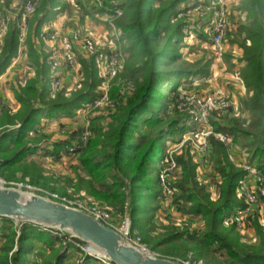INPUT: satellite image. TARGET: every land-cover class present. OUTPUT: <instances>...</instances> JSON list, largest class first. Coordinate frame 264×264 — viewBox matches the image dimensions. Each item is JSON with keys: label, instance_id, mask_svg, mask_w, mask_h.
Returning <instances> with one entry per match:
<instances>
[{"label": "trees", "instance_id": "obj_1", "mask_svg": "<svg viewBox=\"0 0 264 264\" xmlns=\"http://www.w3.org/2000/svg\"><path fill=\"white\" fill-rule=\"evenodd\" d=\"M6 1L10 6L13 0ZM190 2L103 0L101 8L96 5L92 8L97 13H109L111 16H114L115 9L121 10L122 15L114 21L113 29L123 34L122 39L128 45L125 50L128 62L119 79L124 83H133L135 90L131 95H120L118 89L112 90L110 101L114 103V108L110 110L109 121L104 124L103 119L96 118L91 122V134L85 147L80 139L86 130L76 132L78 139L74 146L75 153L90 180V188L98 190L94 192L92 189L93 195L106 200L113 199L122 212L127 209L132 231H139L143 243L150 242L146 234L164 200L159 188L165 147L162 142L166 133L174 131L178 123L185 119L178 109L180 102L176 89L172 91L176 95L169 100L159 86L171 83L173 87L183 79L201 75L197 72H158L159 67H169L179 58L178 44L185 39L189 27L187 20L182 17L185 11L183 6ZM17 3L15 13L18 16L9 19L8 30L0 47V77L18 58L23 39L24 53L33 78L28 79L24 87L13 88L19 109L14 115L5 112L1 119L18 122L20 127L0 135V157L3 158L0 169L16 166L20 182L51 188L50 181L39 170L21 168V163L28 154L41 149L47 153V145L44 146L42 142L46 137L42 133V120L49 122L73 118L79 110L93 105L99 98L101 79L95 59L79 56L81 88L68 92L48 87L53 82V57L40 52L44 40L42 31L48 23L68 13L69 6L60 7L57 0H17ZM29 3L34 6L35 12L27 17L23 33L20 22ZM239 11L244 15L245 22H234L236 30L233 44L239 45L242 50L241 79L252 95L244 103V108L250 113L251 119H227L215 127L218 133L233 139L234 145L247 147L251 153L250 162L259 164L260 171L264 173V0H241ZM3 13L8 19V11ZM213 141L217 174L213 182L219 189L215 200L209 194L202 195L198 191H207V186L198 184L196 166L181 158L175 161L183 169V177L177 184L178 194L173 196L174 205L178 210L189 208L190 215L200 217L205 223V230L173 234L170 241H185L194 247L184 254L175 251H166L165 254L191 264L198 261H204L205 264H264V255L234 246L219 232L225 216L244 205L237 198V188L246 173L237 172L229 163L231 147ZM148 144L146 152H142ZM155 158L158 159L155 164L156 177L145 185L143 181L150 176L149 164ZM156 202H160V206H155ZM0 224V233L3 234L0 236V264H64L71 248L75 249L72 243H83L78 239L71 240L67 233L34 224L19 226L9 219H1ZM252 226L257 230L261 228L258 221H253ZM53 233H58V236L54 237ZM263 233L262 229L261 236ZM191 253L194 255L193 260H189ZM219 253L227 257L223 263H217L215 259ZM33 254L37 259H30Z\"/></svg>", "mask_w": 264, "mask_h": 264}, {"label": "rangeland", "instance_id": "obj_2", "mask_svg": "<svg viewBox=\"0 0 264 264\" xmlns=\"http://www.w3.org/2000/svg\"><path fill=\"white\" fill-rule=\"evenodd\" d=\"M190 1V3L183 6L185 11L182 17L187 20L189 27L186 29L185 39L178 44L179 58L176 63L169 67H159L158 72L164 74H174L177 72L195 74L197 72L201 73V75L195 78L193 76L188 80L183 79L179 84L173 85V87L170 86L171 83L159 86V89L164 92L165 97L169 98V100L176 95V93L172 92L173 89H176L180 102L178 109L185 119L182 120V123H178L179 126L174 131L171 133L167 132L162 142V145L165 147L164 158L161 160L159 188H161L160 192L164 200L161 201V206L159 205L160 202L155 203V206H160V209L155 213L154 222L146 234L150 241L149 243H143L142 235L139 234L137 229L132 231V223L126 213L127 209L125 212H122L113 199L106 200L93 195L92 189L94 192L98 190L95 187L90 188V180L80 164L79 157L76 153L69 152L72 146L74 147L77 143L76 139L78 137H76V132L80 129L86 130L84 135H82V139H80L83 140L86 136L87 138L90 136L91 122L94 119L101 118V120H104V124L109 121L112 113L110 110L114 108V103L110 101L113 89H118L120 95H131L135 90L133 83H127V81L124 83L119 79L128 62L127 54L125 53L128 45L122 39V32L116 28L113 29L111 23L114 24V21L120 17L116 18V16H111L109 13L100 14L95 12L92 9L96 5L93 0H57L60 7L67 5L69 6V10L68 13L58 17L62 18L60 21L54 20L43 28L44 40L41 42L42 49L40 52L42 54L49 53L52 55L53 60H59L62 57V40L67 39L72 41L76 65L71 68L61 60L60 68L58 67L57 71L61 87H58L56 91L65 89L68 92H73L81 88L82 78L79 75L81 65L78 61L76 48H81L85 40H92L97 46L98 51L103 53L108 59L110 58L109 60L118 59L122 63L121 72H118L117 76L112 79L109 77L103 79L99 75L101 70L96 66L98 76L101 79L100 86L98 87L99 98L97 99V103L79 110L73 118H60L49 122L42 120V133L46 135L45 140L42 142L44 146L47 145V153L45 149H41L37 153L28 154L25 160L22 161L21 168L29 167L39 170L50 181L51 188L37 187L20 182L18 179L20 175L17 174L19 171L16 169V166L11 169H0V181L19 183L36 190L34 192L30 188L24 189L22 190L24 193L53 201H56L53 199L56 196L58 197L56 202L63 203L62 201L66 200V202L68 201V203L72 204L73 208L80 211L91 210L92 208L101 209L112 217V224L115 225L118 230L117 232L124 239L126 238V234H128L130 240L138 244L139 247L141 246L142 248L140 247V249H144L151 256L182 264L191 263H183L176 257H167L165 252L175 251L184 254L188 250H191L194 245H189L185 241L180 240L170 241V236L187 230L202 232L205 230V223L200 220V217L195 218L190 215L189 208L178 210L174 205L173 196L178 194L177 184L182 181L183 177V169L175 162L176 158H181L182 161L189 160L196 166L198 184L200 186H207V191L205 190L203 193H201L200 189L198 191L202 195L209 194L212 200H215L219 195V189L213 182V179L217 176L214 168L213 140L231 147L228 157L229 163L234 170L237 172L245 171L244 169L247 165H254L255 169H257V178L259 177L262 184H264V173L260 171L259 164L250 162L251 153L248 152V148L242 144L234 145L233 139L218 133L215 127L216 124L224 123L227 119H251L250 113L244 108V103L252 95L249 94L241 79V69L243 66L242 50L239 45L233 44L235 41L233 35L236 30L234 22H245L244 15L239 11L241 0L221 1L227 11L228 26L220 49L212 45L210 36L206 32L211 12H214L215 6L210 5L209 0ZM217 4L221 5L220 3ZM17 7V0H13L10 6H8L6 0H0V24H4L6 29L10 22L9 19H15L18 16L15 13ZM3 11H8V19L4 17ZM87 12L89 15H87ZM20 24L21 26L23 25L22 20ZM75 37H79V40L75 41ZM161 48H164V45H161ZM85 56L88 59L92 58L87 54ZM30 78H33L32 70L28 67L24 56V47L21 44L19 56L13 62V66L0 77V135L5 131L20 127L18 122L11 123L1 119L7 111L11 115H14L18 111L19 106L13 93V88L24 87ZM176 81H173V84ZM51 86L55 90L53 82L48 84V87ZM194 100H199L203 103L214 100L215 106L219 108V110L213 111L210 116L211 122L208 128L211 130L213 136L209 138L210 152L206 156L200 155L198 146L192 139L197 129L190 118V114L194 111L192 105ZM230 103L232 106L226 108V105ZM145 115H149V113H145ZM218 136L227 138V142L224 140L220 141ZM46 142L49 143L45 144ZM149 144L144 147L142 152H146ZM86 145L84 143L83 147ZM2 160L3 158L0 157V162ZM157 161L158 159L155 158L150 162V176L146 181H143V184H148L149 180L154 181L156 177L155 164ZM257 178H251L250 180L244 176L239 185L241 184L243 190L249 189L257 193L259 189V183H257L259 178ZM240 196H237V198L244 203V200ZM253 206L243 219L244 225L241 228H236L223 222L219 232L221 236L226 237L234 246L241 249L248 248L255 254L264 255V233L261 236L262 229L264 231V197L257 198ZM253 221H258V224L261 226L260 230L252 226ZM15 223L19 226L21 225L17 221ZM2 235L0 233V236ZM129 244L137 248L134 244ZM92 250L97 253L96 249L93 248ZM84 257L85 255L80 252L76 253L71 248L64 264H79ZM193 258L194 255L191 253L189 260H193ZM30 259L35 260L37 258L33 254L30 256ZM215 259L218 260L217 263H223V260L227 259V257L223 253H219L216 254ZM196 264L205 263L204 261H198Z\"/></svg>", "mask_w": 264, "mask_h": 264}, {"label": "built area", "instance_id": "obj_3", "mask_svg": "<svg viewBox=\"0 0 264 264\" xmlns=\"http://www.w3.org/2000/svg\"><path fill=\"white\" fill-rule=\"evenodd\" d=\"M93 1L98 7L100 8L102 7L103 0H93ZM209 1H210L209 4L214 5L215 8H214V12H211V17L207 25L206 32L210 36V41L212 42V45L215 48L220 49L222 47V43H223L224 36L226 34V30L228 26L227 11L225 7L223 6V2H221L222 0H209ZM217 3H220L221 5H218ZM34 12H35L34 6L31 3H29L25 9V15L22 17V24H23L21 26L22 32L24 31V26H25L27 17L31 16ZM121 15H122L121 10H119L118 8L115 9L114 17L115 16L116 18L121 17ZM111 26H113L112 23H111ZM6 33H7L6 27L4 26V24H0V39H1L0 47H2L3 40L6 36ZM74 40L78 41L79 37L78 38L75 37ZM61 43H62V48H61L62 57L59 60L54 59L51 65V74L53 75V84L55 86V89H57L58 87H61L60 81L58 79L59 76L57 74V71L61 65L60 63L61 60L64 61V63L70 66L71 68H73L76 65V56H75L72 41L64 39L62 40ZM21 44L22 45L24 44L23 39H21ZM81 48L85 52V54L95 59L96 66L101 70L99 75H101L103 79H106L108 77L112 79L115 76H117L118 72L119 73L121 72L122 63L118 59L109 60L110 58L108 59L103 53L98 51L97 46L92 42V40H85L82 43ZM95 103H97V100L93 102V104ZM192 105H193L194 111L192 112V114H190V118H191V121H193V125H195V127L197 128L192 136V139H193V142L197 144L198 146L197 148L199 150L200 155L206 156L210 152L209 151L210 149L209 138L213 136L211 130L208 128L211 122L210 116L212 115L211 113L213 111H217L219 110V108L215 106L214 100H209L205 103L199 100H196V101L194 100L192 102ZM231 106L232 104L230 103L226 105V108H230ZM218 138H220V141L224 140L225 142H227L228 140L227 138H223L221 136H218ZM87 139L88 138L86 136L82 140V143H83V144L81 143L82 146L84 145V143L87 142ZM75 151H76V148L72 147V149H70L69 152L75 154ZM244 170L246 173L245 177H247L248 179L251 180V178L253 179L257 178V174H256L257 169H255L254 165H247ZM257 183H259V189L257 193L252 192L249 189L243 190L241 184L239 185V187L237 188V196L241 195L240 197L244 200V205L235 208L233 212L227 214L223 221L225 224H228L230 226H236L237 228H241L244 225L243 219L250 211V208L254 207L253 205L255 204L256 199L259 197L260 198L264 197V184H262V181L260 178L258 179ZM29 188L31 191H34V192L36 191L34 188H31L30 186L25 187L23 184H19V183L16 184L12 182L0 181V189H14V190L23 192L22 190L29 189ZM53 199L57 201L58 197L54 196ZM62 202L64 205L70 208H73L72 204L68 203V201L66 202V200H63ZM82 212L100 220L112 230L116 232L118 231L115 225L112 224L113 223L112 217L108 213L103 212L101 209L92 208L91 210H85ZM0 222H1V219H0ZM53 236L55 237L58 236V233H53ZM70 239L73 240L76 238L70 235ZM125 239L128 243H131L137 246V249L143 252H146L144 249H140L141 246L139 247L138 244L130 240L128 234H126ZM72 244L75 247L74 249L75 251L78 250L80 253L85 255V257L83 258V260L79 262V264H114L108 257L104 255L100 256L99 253H96L95 251L92 250L93 247L85 243L79 244V243L73 242Z\"/></svg>", "mask_w": 264, "mask_h": 264}, {"label": "water", "instance_id": "obj_4", "mask_svg": "<svg viewBox=\"0 0 264 264\" xmlns=\"http://www.w3.org/2000/svg\"><path fill=\"white\" fill-rule=\"evenodd\" d=\"M14 189H0V219L68 233L97 249L114 264H182L159 259L131 246L100 220L63 203Z\"/></svg>", "mask_w": 264, "mask_h": 264}, {"label": "crops", "instance_id": "obj_5", "mask_svg": "<svg viewBox=\"0 0 264 264\" xmlns=\"http://www.w3.org/2000/svg\"><path fill=\"white\" fill-rule=\"evenodd\" d=\"M59 17H61V16H59ZM61 19H62V18H57L56 20H57V21H58V20L60 21ZM70 36H71V35H70ZM70 36H69V37H70ZM71 37H72V36H71ZM41 49H42V46H41V48H40V51H41ZM76 49H77V55H78V57H79V56L86 57V56H85V52L82 50V48L77 47ZM54 51H55V50H54ZM53 53H54V52H53ZM24 56H25V58H26L25 53H24ZM86 58H87V57H86ZM26 61H27V60H26ZM79 64H80V63H79ZM12 66H13V64H12ZM12 66H11V67H12ZM11 67H10V68H11ZM10 68H9V69H10ZM11 71H12V69H11ZM74 251H75V250H74ZM76 253H77V251H76Z\"/></svg>", "mask_w": 264, "mask_h": 264}, {"label": "bare ground", "instance_id": "obj_6", "mask_svg": "<svg viewBox=\"0 0 264 264\" xmlns=\"http://www.w3.org/2000/svg\"><path fill=\"white\" fill-rule=\"evenodd\" d=\"M29 195L28 194H26V197H28ZM95 249V248H94ZM96 251H97V253H99V255L100 256H103V254L100 252V251H98L97 249H96Z\"/></svg>", "mask_w": 264, "mask_h": 264}]
</instances>
